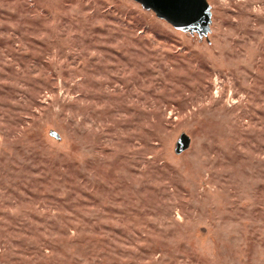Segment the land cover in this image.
Here are the masks:
<instances>
[{
	"label": "rangeland",
	"instance_id": "rangeland-1",
	"mask_svg": "<svg viewBox=\"0 0 264 264\" xmlns=\"http://www.w3.org/2000/svg\"><path fill=\"white\" fill-rule=\"evenodd\" d=\"M208 1L0 0V264H264V0Z\"/></svg>",
	"mask_w": 264,
	"mask_h": 264
},
{
	"label": "water",
	"instance_id": "water-1",
	"mask_svg": "<svg viewBox=\"0 0 264 264\" xmlns=\"http://www.w3.org/2000/svg\"><path fill=\"white\" fill-rule=\"evenodd\" d=\"M143 7L152 10L175 28L208 36L213 22L212 5L208 0H136ZM54 135L57 133L54 132ZM190 137L183 134L176 147L182 153L190 146Z\"/></svg>",
	"mask_w": 264,
	"mask_h": 264
}]
</instances>
